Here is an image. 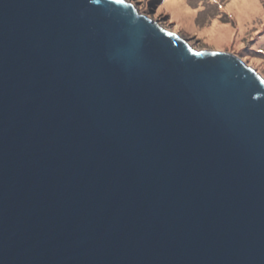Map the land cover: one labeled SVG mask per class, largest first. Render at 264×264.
<instances>
[{"label":"water","instance_id":"obj_1","mask_svg":"<svg viewBox=\"0 0 264 264\" xmlns=\"http://www.w3.org/2000/svg\"><path fill=\"white\" fill-rule=\"evenodd\" d=\"M0 264H264V81L123 0H0Z\"/></svg>","mask_w":264,"mask_h":264},{"label":"rangeland","instance_id":"obj_2","mask_svg":"<svg viewBox=\"0 0 264 264\" xmlns=\"http://www.w3.org/2000/svg\"><path fill=\"white\" fill-rule=\"evenodd\" d=\"M127 1L138 6L143 15L158 19L189 39L197 40L195 44L199 48L234 51L247 43L251 45V39L255 37L252 47L264 50V33L258 35L264 26V0H177L175 10L163 5L164 0ZM191 3L197 6L193 8ZM164 8L170 14L167 15ZM170 16L172 19L168 20ZM246 52L238 54L264 74V57L254 52L253 56L245 57Z\"/></svg>","mask_w":264,"mask_h":264},{"label":"clouds","instance_id":"obj_3","mask_svg":"<svg viewBox=\"0 0 264 264\" xmlns=\"http://www.w3.org/2000/svg\"><path fill=\"white\" fill-rule=\"evenodd\" d=\"M125 1H127V0H125ZM129 2V1H128ZM131 3H133V2H131ZM165 3H166V0H164L163 1V5H165ZM134 4V3H133ZM135 5V4H134ZM191 5L193 6V8H195L197 5H194L193 3H191ZM135 7H136V10H137V12L140 14V15H142V16H144V17H146V18H148V19H150V20H152V21H154V22H156L158 25H159V27H161L162 29H164V30H167V31H170V32H173V33H175L176 35H178L180 38H182L187 44H188V46H189V48L190 49H192V50H194V51H197V50H214V51H222V52H226V53H230V54H234V55H236V56H238L242 61H244V62H246L248 65H250V63L246 60V59H243L242 58V56L243 55H240V54H238L239 52H240V50H244V48L245 47H247V46H251V48L253 49V50H263V49H261V48H257V47H252V41L254 42V41H256V38L255 37H253L252 39H251V45H249V43H247L246 45H244L243 47H241V46H238L240 49L239 50H234V51H231L230 49H224V50H221V49H217V48H207V49H203V48H199V47H197V45L195 44V42L197 41H193V40H191V39H189L188 37H186V36H184L183 34H180V32H177V31H175L174 29H173V27L172 26H168V25H164L163 24V22L162 23H160L161 21H159L158 19H154V18H152V17H150L149 15H143L142 13L143 12H141L140 11V9L138 8V6H136L135 5ZM164 10H166L165 8H164ZM166 13H167V15H168V11L166 10ZM170 14V13H169ZM169 19H172V17L170 16L169 18H168V20ZM171 24V23H170ZM200 26V24H198V27ZM264 33V26L263 27H261V30L258 32V35H260V34H263ZM194 34H196V37L198 36L197 35V33H194ZM254 34H255V32H254ZM195 37V36H194ZM236 51H238V53L236 52ZM264 51V50H263ZM253 55V54H252ZM250 66H253L256 70H257V72L261 75V77H262V80L264 81V74H262V72H260L258 69H257V67L256 66H254V65H250Z\"/></svg>","mask_w":264,"mask_h":264},{"label":"trees","instance_id":"obj_4","mask_svg":"<svg viewBox=\"0 0 264 264\" xmlns=\"http://www.w3.org/2000/svg\"><path fill=\"white\" fill-rule=\"evenodd\" d=\"M243 51H247L246 54H245V57H249L250 55L253 56V55H252L253 52H254V53H257V54H260L259 57H262V56L264 55V51H263V50H262V52L259 51V50H253V49L251 48V46H247V47L244 48V50H240L241 53H242ZM263 57H264V56H263Z\"/></svg>","mask_w":264,"mask_h":264},{"label":"bare ground","instance_id":"obj_5","mask_svg":"<svg viewBox=\"0 0 264 264\" xmlns=\"http://www.w3.org/2000/svg\"><path fill=\"white\" fill-rule=\"evenodd\" d=\"M177 3V0H167V2L165 3L166 7L169 8L170 10H175L177 9L175 7V4Z\"/></svg>","mask_w":264,"mask_h":264},{"label":"snow or ice","instance_id":"obj_6","mask_svg":"<svg viewBox=\"0 0 264 264\" xmlns=\"http://www.w3.org/2000/svg\"><path fill=\"white\" fill-rule=\"evenodd\" d=\"M118 2H121V3H123V0H118Z\"/></svg>","mask_w":264,"mask_h":264}]
</instances>
